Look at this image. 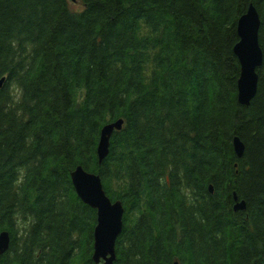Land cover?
<instances>
[{
    "label": "trees",
    "instance_id": "1",
    "mask_svg": "<svg viewBox=\"0 0 264 264\" xmlns=\"http://www.w3.org/2000/svg\"><path fill=\"white\" fill-rule=\"evenodd\" d=\"M77 2L0 0V264H94L79 166L123 206L113 264H264V0ZM249 4L263 59L243 106Z\"/></svg>",
    "mask_w": 264,
    "mask_h": 264
},
{
    "label": "water",
    "instance_id": "2",
    "mask_svg": "<svg viewBox=\"0 0 264 264\" xmlns=\"http://www.w3.org/2000/svg\"><path fill=\"white\" fill-rule=\"evenodd\" d=\"M77 0H70L75 3ZM260 28L259 15L252 4L237 21L238 42L233 47V53L238 59L240 74L237 81V101L240 105L249 106L257 91V69L262 64V51L258 42ZM4 78L0 80V88ZM123 120L118 119L104 125L96 148L98 162L101 163L109 152V142L115 131H120ZM234 153L238 159L243 156L244 145L238 137L232 140ZM76 196L91 209L96 211V225L93 230L94 264H113L116 259L115 244L122 232L124 209L120 201L112 202L105 194L100 177L84 171L80 166L70 174ZM209 192H212L209 187ZM234 211H243L245 202L238 201L233 194ZM9 246L7 232L0 233V255L4 254ZM174 264H178L175 262Z\"/></svg>",
    "mask_w": 264,
    "mask_h": 264
},
{
    "label": "rangeland",
    "instance_id": "3",
    "mask_svg": "<svg viewBox=\"0 0 264 264\" xmlns=\"http://www.w3.org/2000/svg\"><path fill=\"white\" fill-rule=\"evenodd\" d=\"M70 4V7L73 8V9H77L80 7L79 3L78 2H75V3H69Z\"/></svg>",
    "mask_w": 264,
    "mask_h": 264
},
{
    "label": "bare ground",
    "instance_id": "4",
    "mask_svg": "<svg viewBox=\"0 0 264 264\" xmlns=\"http://www.w3.org/2000/svg\"><path fill=\"white\" fill-rule=\"evenodd\" d=\"M1 79H2V78H1ZM1 79H0V80H1ZM4 80H5V79H4ZM3 83H4V82H3ZM99 136H100V135H99Z\"/></svg>",
    "mask_w": 264,
    "mask_h": 264
}]
</instances>
